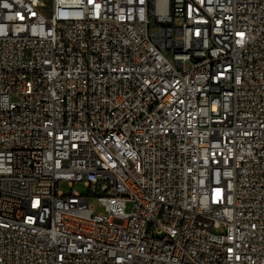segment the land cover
Listing matches in <instances>:
<instances>
[{"label": "built area", "instance_id": "1", "mask_svg": "<svg viewBox=\"0 0 264 264\" xmlns=\"http://www.w3.org/2000/svg\"><path fill=\"white\" fill-rule=\"evenodd\" d=\"M0 264H264V0H0Z\"/></svg>", "mask_w": 264, "mask_h": 264}, {"label": "rangeland", "instance_id": "2", "mask_svg": "<svg viewBox=\"0 0 264 264\" xmlns=\"http://www.w3.org/2000/svg\"><path fill=\"white\" fill-rule=\"evenodd\" d=\"M58 190L62 191L65 194H70L72 190L78 192L81 195H87L88 194V188L82 183L78 182L75 183L74 186L72 187L69 182L67 181H60L58 183ZM93 203V201H91ZM125 209L126 211H131L132 209V203L127 202L125 204Z\"/></svg>", "mask_w": 264, "mask_h": 264}]
</instances>
